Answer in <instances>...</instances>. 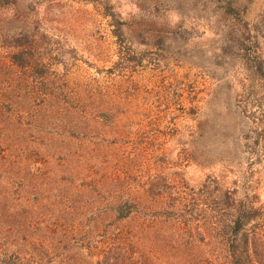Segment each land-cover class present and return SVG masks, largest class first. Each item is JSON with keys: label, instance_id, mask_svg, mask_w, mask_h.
<instances>
[{"label": "rangeland", "instance_id": "obj_1", "mask_svg": "<svg viewBox=\"0 0 264 264\" xmlns=\"http://www.w3.org/2000/svg\"><path fill=\"white\" fill-rule=\"evenodd\" d=\"M229 1L264 59V0ZM224 4L0 0L1 264H98L131 232L136 264L144 251L152 264L225 263L219 200L264 208V81ZM20 37L27 68L12 60Z\"/></svg>", "mask_w": 264, "mask_h": 264}, {"label": "trees", "instance_id": "obj_2", "mask_svg": "<svg viewBox=\"0 0 264 264\" xmlns=\"http://www.w3.org/2000/svg\"><path fill=\"white\" fill-rule=\"evenodd\" d=\"M221 1V0H220ZM225 13L232 16L237 23H241L243 31L237 38V47L240 51L241 58L245 62L247 69L252 72L259 80L264 81V59L261 55L260 43L258 36L253 33L250 24L242 18L238 12V7L229 0H222ZM30 45L28 38H18L15 44L17 52L12 55L13 62L20 68L29 66V58L27 57V46ZM263 100V99H262ZM256 100L257 107H264V100ZM259 145V142H258ZM220 205L214 208L217 216H215L214 228L215 232H223V241L225 251L227 253L225 263H221L219 256L212 254L206 256L201 254L195 259L191 255L186 254L185 264H193V259L197 264H264V208L251 206L242 200H236L233 193L228 192L226 196L219 200ZM133 204L128 200L122 202L117 207V218L125 220L134 212ZM199 211V210H198ZM202 214L204 222L212 220L207 210L199 211ZM178 224L176 221L169 220L167 226L171 233L168 243L170 247H174L173 231ZM186 229L192 228L191 223L185 222ZM143 234H153L156 240L160 237L159 232L148 231L143 228ZM145 238V237H144ZM135 234L131 232L128 237L122 239H114L104 251L103 257L98 260V264H136L135 260ZM159 242H156L155 245ZM197 243L203 247L208 245L206 237L197 240ZM190 241L186 243V249L189 248ZM189 251V249H188ZM144 251L141 253L143 264H152L149 256ZM2 260H0V264ZM173 263V262H172Z\"/></svg>", "mask_w": 264, "mask_h": 264}]
</instances>
